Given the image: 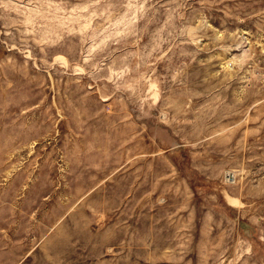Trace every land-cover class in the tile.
I'll return each mask as SVG.
<instances>
[{
  "label": "rangeland",
  "instance_id": "374dc122",
  "mask_svg": "<svg viewBox=\"0 0 264 264\" xmlns=\"http://www.w3.org/2000/svg\"><path fill=\"white\" fill-rule=\"evenodd\" d=\"M0 264H264V0H0Z\"/></svg>",
  "mask_w": 264,
  "mask_h": 264
}]
</instances>
